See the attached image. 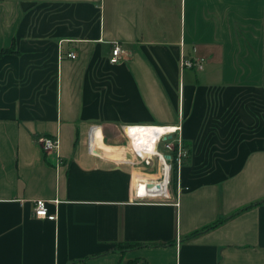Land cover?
<instances>
[{
	"label": "crops",
	"instance_id": "1",
	"mask_svg": "<svg viewBox=\"0 0 264 264\" xmlns=\"http://www.w3.org/2000/svg\"><path fill=\"white\" fill-rule=\"evenodd\" d=\"M5 48L0 264H264V0H0ZM155 124L138 149L168 125L190 150L165 202L125 130Z\"/></svg>",
	"mask_w": 264,
	"mask_h": 264
},
{
	"label": "built area",
	"instance_id": "2",
	"mask_svg": "<svg viewBox=\"0 0 264 264\" xmlns=\"http://www.w3.org/2000/svg\"><path fill=\"white\" fill-rule=\"evenodd\" d=\"M113 60L119 61L127 54V49L120 41L113 43L112 47ZM68 57L75 59L77 57L75 52H70L67 54ZM204 59H192L186 58L183 56L181 58V66L186 68H194L197 70H202L204 67ZM140 128H148L152 131L159 132L160 125H129L126 127V132L128 134L131 147L135 153L136 158L139 162H143L147 167H154L161 171L160 179L148 180L146 185L149 191H146V188L138 186V196L143 200L152 201V202H165L171 198L169 187L173 179V173L176 172L178 176L180 175L181 167L185 159L189 156L190 150L185 145L183 135L179 134L178 131L181 130V126H173L168 130V125L163 126L166 130L161 131L155 140V149H147L141 147L138 149L132 141L131 134L138 132ZM137 130V131H136ZM171 135V138H169ZM39 142L43 149L47 153L56 152L59 149V139L54 136H44L39 139ZM163 147L161 150L160 147ZM168 179V183L165 186L166 191L161 195H152V191L148 185L150 183L162 182L165 179ZM153 199V200H150ZM35 214L38 217L48 218L54 220L57 218L56 213H50L48 201L45 199H38L35 201Z\"/></svg>",
	"mask_w": 264,
	"mask_h": 264
},
{
	"label": "trees",
	"instance_id": "3",
	"mask_svg": "<svg viewBox=\"0 0 264 264\" xmlns=\"http://www.w3.org/2000/svg\"><path fill=\"white\" fill-rule=\"evenodd\" d=\"M13 51H14V49H12V48H5V49H3V50L0 52V57H1L3 54H6V53H8V52H13ZM174 176L176 177V172L173 173V179H174ZM263 202H264V201H263ZM260 203H262V202H259L258 204H260ZM256 204H257V203H256ZM256 204H255V205H256ZM248 208H249V206H247V207H245V208H243V209H241V210L235 212L233 215L238 214V213H240V212H243V211L247 210ZM225 220H226V218H224V219H220V220H217V221H215L214 223H212V224H210V225H207V226L203 227V228L200 229V230H197L196 232L193 233V236H195V235H199V234H202V233H204V232H206V231H208V230H210V229H212V228H214V227L220 225L221 223L225 222ZM129 264H137V260H131V261H129Z\"/></svg>",
	"mask_w": 264,
	"mask_h": 264
},
{
	"label": "bare ground",
	"instance_id": "4",
	"mask_svg": "<svg viewBox=\"0 0 264 264\" xmlns=\"http://www.w3.org/2000/svg\"><path fill=\"white\" fill-rule=\"evenodd\" d=\"M149 128V127H148ZM139 129H141L140 127H139ZM139 129H138V131H139ZM145 129H147V128H145ZM137 131V130H136ZM139 132H136V133H133V134H138ZM133 141V140H132ZM133 143H135V141H133ZM134 145H136V144H134ZM147 149H150L149 147H147ZM147 183V182H146ZM167 183H168V179L166 178L165 180H163L162 182H158V183H153L152 184V189H151V191H152V195H161V194H163L165 191H166V189H165V186L167 185ZM146 185V184H145ZM146 188V187H145ZM146 191H149V189H147L146 188Z\"/></svg>",
	"mask_w": 264,
	"mask_h": 264
},
{
	"label": "water",
	"instance_id": "5",
	"mask_svg": "<svg viewBox=\"0 0 264 264\" xmlns=\"http://www.w3.org/2000/svg\"><path fill=\"white\" fill-rule=\"evenodd\" d=\"M169 138H171V135H169ZM153 183H150L148 186L151 188ZM153 200V199H150Z\"/></svg>",
	"mask_w": 264,
	"mask_h": 264
},
{
	"label": "rangeland",
	"instance_id": "6",
	"mask_svg": "<svg viewBox=\"0 0 264 264\" xmlns=\"http://www.w3.org/2000/svg\"><path fill=\"white\" fill-rule=\"evenodd\" d=\"M170 193H171V188L169 187Z\"/></svg>",
	"mask_w": 264,
	"mask_h": 264
}]
</instances>
